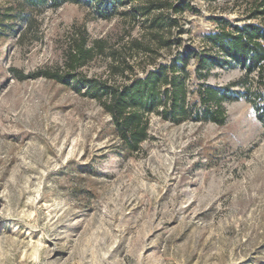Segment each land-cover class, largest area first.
Instances as JSON below:
<instances>
[{"label":"rangeland","instance_id":"1","mask_svg":"<svg viewBox=\"0 0 264 264\" xmlns=\"http://www.w3.org/2000/svg\"><path fill=\"white\" fill-rule=\"evenodd\" d=\"M246 3L191 0L164 36L169 49L129 3L109 20L82 2L0 26V264H264V68L260 79L238 67L205 74L196 57L222 29L264 24ZM79 32L103 47L80 74L111 85L193 50L188 101L199 107L200 87L228 88L224 123L151 113L148 139L123 151L84 89L30 77L63 67Z\"/></svg>","mask_w":264,"mask_h":264},{"label":"trees","instance_id":"2","mask_svg":"<svg viewBox=\"0 0 264 264\" xmlns=\"http://www.w3.org/2000/svg\"><path fill=\"white\" fill-rule=\"evenodd\" d=\"M5 12L0 14V26L7 31H14L4 22L16 21L27 23L32 13L46 9H56L67 3H87L92 15L102 20H109L117 15L119 7L132 5L133 20H141L156 42L167 49L173 44L171 30L177 26L178 17L189 6L191 0H8ZM247 1L249 19L264 21V0ZM80 38L73 40L72 46L64 53L63 67L43 70L31 75V78L44 77L62 86L70 87L96 99L103 110L110 115L117 138L123 151L135 153L140 144L148 139V116L157 113L164 120L175 124L192 118L221 125L225 121L222 102L229 99V89L200 87L197 90L199 107L188 101L185 68L189 59L195 55L186 49L165 65H159L144 74L143 77L126 78L122 84L111 85L107 82L84 78L79 69L91 61L96 53L103 52L100 42L87 45L85 32H79ZM210 51L198 57L197 71L208 74L212 68L223 69L238 67L244 71V80L257 72L262 77L264 68V24L247 23L234 26L230 31L222 29L208 38ZM153 53L147 45L135 44V50ZM119 67L111 68L112 73L123 71ZM127 69H129L127 67ZM261 81V80H259ZM245 85V83H243Z\"/></svg>","mask_w":264,"mask_h":264}]
</instances>
